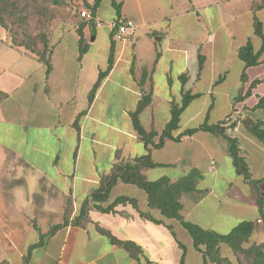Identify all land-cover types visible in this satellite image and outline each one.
Returning <instances> with one entry per match:
<instances>
[{
	"label": "crops",
	"instance_id": "1",
	"mask_svg": "<svg viewBox=\"0 0 264 264\" xmlns=\"http://www.w3.org/2000/svg\"><path fill=\"white\" fill-rule=\"evenodd\" d=\"M85 1L74 0L79 15L73 13L53 28L50 65L13 46L0 27V91L6 95L0 101V156L8 163V177L0 180V264H188L197 250L190 233L178 220L151 209L146 192L134 184L119 181L108 202L92 203L89 221H71L116 163L150 154L159 165L143 170L147 179L168 176L173 181L199 169L201 158L210 161V171L222 163L234 166L227 142L207 131L148 147L134 127L132 112L152 90V102L140 114L142 125L162 133L172 106L183 107L180 127L173 132L177 136L205 121L227 119L234 97L251 89L236 103L232 121L238 124L229 133H250L244 119L264 123V108L255 107L264 96V51L255 66L246 67L239 57L249 41L255 52L262 47L254 8L264 0H109L110 12L99 6L93 20L80 16ZM256 14L264 24V6ZM119 18L138 26L132 39L114 37L112 23ZM112 48V68L90 99L109 66ZM241 136L244 147L255 146L264 157V142ZM159 140L158 135L154 141ZM231 184L211 203L214 214L224 199L256 203L250 189L238 194ZM212 191L182 198L184 217L206 229L211 228L199 210ZM120 196L135 198L137 207L131 202L112 211L95 206L105 207ZM68 203L70 222L54 228L64 222ZM141 211L164 223L144 218ZM112 236L135 243L141 251L134 256Z\"/></svg>",
	"mask_w": 264,
	"mask_h": 264
},
{
	"label": "trees",
	"instance_id": "2",
	"mask_svg": "<svg viewBox=\"0 0 264 264\" xmlns=\"http://www.w3.org/2000/svg\"><path fill=\"white\" fill-rule=\"evenodd\" d=\"M44 3H50L53 5H63L65 0H41ZM102 0H93V3L85 1V7L90 10L94 16L98 7L101 5ZM112 4L119 10V5L114 1ZM16 2H13V6ZM264 6V1L254 8V29L255 33L262 39V47L258 52L254 51L252 42L249 41L246 45L239 49V57L245 62L246 67L255 66L259 64L260 55L264 51V24L258 18L256 10ZM8 7L6 6V0H0V27L5 28L7 35L13 46L23 48L29 53L35 54L39 59L45 61L50 65V54L52 51L51 43V31L45 30L36 37H29L32 40V45L17 41L16 33L13 31L7 17L12 12L8 13ZM22 18V16H21ZM26 22L29 17L26 15L23 17ZM52 26V24H50ZM52 28V27H51ZM81 35V53L86 51V46L83 45V35ZM34 44V45H33ZM113 65V48L110 56L109 66L106 71L101 72L98 81L90 93V99H93L102 79L111 70ZM147 77V73L144 72L141 79V83ZM244 80L246 79L245 72L243 73ZM255 84V83H254ZM252 93V90H247L246 93L240 94L234 97L233 111L228 115L227 119H224L218 123L210 124L205 121L198 127L188 128L181 132L179 135L174 136L173 132L179 129L180 115L183 107L176 105L172 106V116L170 121L165 126L162 133H158L156 130L147 131L141 123L140 114L148 107L152 102L153 91L145 92L140 98L138 106L134 112H132V120L134 127L141 140L145 144L154 147H161L164 144L165 138H172L176 141H180L184 136H191L198 131L211 132L227 142L228 152L232 158L235 169L239 175H242L246 182L251 184L254 192L256 193V205L259 211V217L256 221L244 220L237 224L230 232L222 234L211 229H206L199 224L187 220L183 215L184 204L182 198L186 194L203 193L199 188V183L203 180L204 174L198 168H192L187 174L181 176L178 180L173 181L168 176L160 177L156 180L147 179L143 173L145 168L156 167L159 164L154 162L151 155L136 157L133 161L116 163L111 172L105 175L98 188H96L90 196H88L81 206L79 215L71 222L77 225H83L89 221V213L94 204H102L109 201L112 189L119 181L125 183H131L139 188L143 189L148 198V204L151 209L159 210L160 213L171 219L178 220L190 233L193 239L195 248L202 254L203 264H264V239L257 241L254 239L257 232L258 225L262 223L264 227V195L261 194L260 183L264 181L262 179L253 178L250 170L249 163L245 156L242 154V150L239 144V140L236 135H230L229 131L234 130L237 127L238 121H232V115L236 112V103L244 100ZM5 93L0 91V101L5 97ZM189 102V97H186L184 105ZM256 108H264V96L259 98ZM247 130L258 140L264 142V123L261 120H243ZM160 136V140L155 142L156 136ZM131 202L137 207V200L135 198L120 196L117 197L112 203L105 207L95 205L103 211H112L119 203ZM72 212V205L68 203L65 207V220L62 224L56 225L54 228H58L67 225L70 222L69 215ZM141 215L157 223H164L161 219H156L151 212H140ZM100 230L106 234H109L106 230L100 228ZM110 235V234H109ZM44 235H42L43 237ZM112 240L125 248H127L134 256L141 251V248L133 242L120 241L112 236ZM223 245H227L231 250V255H225L223 253ZM184 250L186 247L183 246ZM233 257V258H232ZM184 260L182 261V264Z\"/></svg>",
	"mask_w": 264,
	"mask_h": 264
},
{
	"label": "rangeland",
	"instance_id": "3",
	"mask_svg": "<svg viewBox=\"0 0 264 264\" xmlns=\"http://www.w3.org/2000/svg\"><path fill=\"white\" fill-rule=\"evenodd\" d=\"M13 2H16L15 6H13ZM6 6L8 7V13L13 8L7 19L13 28V31L16 33L17 41L27 42L31 45L33 42L29 37L37 38L41 32L45 30L48 31L49 27V31H51L52 36V30L58 22H65L68 16L72 15L73 13H75V16L79 15L78 8L74 0H65L63 5L44 3L41 0H6ZM100 7L105 13H108L111 10V4L109 0H103ZM76 8L77 12L75 11ZM26 15L29 17V19L24 22L23 17ZM50 24H52V26H50ZM242 130H245V127H243ZM243 134L244 136L250 137L252 141H256L255 143L259 145H262L263 143L258 141L248 132L242 131L241 133L236 134L240 142V147L242 146L244 149L245 158L249 163L253 178L262 179L264 178V157H259L261 154L255 151V146L250 148L243 146L244 141L241 136ZM199 166V169L204 174V178L200 183V188L203 189L204 192L207 189L213 190L212 195L208 198L209 200H207V202H205L202 208L199 210V214L208 220V226H210L211 230L225 234L230 232L232 228L244 220L256 221L258 219L259 211L256 203H251L247 199H235L229 201L224 199L222 205L219 207V213L214 214L212 212L213 205L211 203L223 195L225 187L228 183H232L231 186L234 188L233 191L238 192V194L243 188L245 190H251V196L255 201L257 195L251 187V184L246 182L244 177L237 173L231 162L229 165L222 163L219 166H214L215 171H210V161L207 163L204 158H201ZM7 169L8 163L5 162L3 157L0 156V180L4 177H8ZM260 188L261 194L264 195V181L260 183ZM207 213L208 215L212 213L210 218L207 217ZM254 239L257 241H262L264 239V227L262 226V223L258 225ZM223 253L229 256L232 254L230 248L227 245H223ZM190 255L196 257V259L192 258L193 260H189L188 264H200V256L197 250L196 252H191Z\"/></svg>",
	"mask_w": 264,
	"mask_h": 264
},
{
	"label": "built area",
	"instance_id": "4",
	"mask_svg": "<svg viewBox=\"0 0 264 264\" xmlns=\"http://www.w3.org/2000/svg\"><path fill=\"white\" fill-rule=\"evenodd\" d=\"M79 13L81 17L87 20L94 19V16L90 12V10L86 7H83V6L79 7ZM96 25L98 26L102 25V21L97 20ZM112 26H113V31H114V37L117 40L132 39L135 36L137 28H138V26L133 20L127 19V18L117 19L116 21L112 23ZM211 38L212 37H210L209 40H211Z\"/></svg>",
	"mask_w": 264,
	"mask_h": 264
}]
</instances>
